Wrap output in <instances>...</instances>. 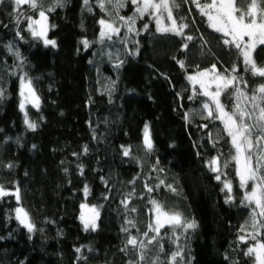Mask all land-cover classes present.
<instances>
[{
    "label": "trees",
    "instance_id": "trees-1",
    "mask_svg": "<svg viewBox=\"0 0 264 264\" xmlns=\"http://www.w3.org/2000/svg\"><path fill=\"white\" fill-rule=\"evenodd\" d=\"M100 3L43 0V9L22 5L19 12L14 0L0 4V185L20 196H0V264H173L177 251L175 264H255L246 252L264 241V228L250 226L254 205L246 206L245 195L252 184L241 187L231 138L221 121L205 116L207 98L188 77L213 65L233 74L236 66L234 75L242 78L236 87L248 98L260 96L264 78L223 44L193 0H175L172 9L193 37L187 50L181 37L157 31L150 14L140 17L131 0L119 10L114 0H103V9ZM39 10L55 48L28 30L26 17L39 19ZM115 15L134 19L133 26L101 39L99 21L114 22ZM262 48L254 52L258 66ZM23 81L39 101L21 110ZM236 94L232 87L222 93L226 110L235 111ZM146 125L152 151L144 144ZM217 158L214 172L209 165ZM153 200L197 227L166 225L157 235L149 229ZM82 204L99 209L96 231L84 230ZM18 208L28 213L33 232L16 218ZM131 237L145 247L127 244Z\"/></svg>",
    "mask_w": 264,
    "mask_h": 264
},
{
    "label": "snow or ice",
    "instance_id": "snow-or-ice-1",
    "mask_svg": "<svg viewBox=\"0 0 264 264\" xmlns=\"http://www.w3.org/2000/svg\"><path fill=\"white\" fill-rule=\"evenodd\" d=\"M111 2V0H109ZM132 3H139V0H131ZM4 3V0H0V4ZM15 5L17 6V12H19V6L27 5L29 8L43 9V0H14ZM85 5L89 3V0H84ZM193 3L199 8L201 15L207 17V21L209 26L216 32L221 33L223 39V44L228 45L234 48L238 55L243 58V64L246 66V69L251 72L254 76H259L264 78V65L258 66L256 60L254 59L253 53L255 52V48L257 44L264 45V0H206V2L202 5L200 0H193ZM55 6H63V0H56ZM100 8L103 9L105 7L103 0H101ZM122 6V5H120ZM173 7H178L175 4V0H143L142 7H137L136 11L141 15L149 12V10H153L156 15V23H157V31L162 33H171L173 35L181 37L185 43L182 44L183 49H188V43L193 40L191 35H185L183 29L187 27L186 24L177 25L176 19L173 17L172 9ZM52 8H49L48 11H52ZM91 10V9H89ZM163 13L167 14V19L171 21L169 26L161 25V15ZM39 19H33L31 16L26 17L27 20L30 21L28 24V30L32 32L33 36H38L43 40L45 46H51L52 48L57 47V42L55 39L47 38V15L44 10L38 11ZM121 19H124L121 17ZM19 22V21H18ZM134 22V19L131 20ZM101 25L104 26L105 29L111 31L112 34H119V28L114 26L111 23H106L103 19L99 21ZM34 25H38V28H34ZM54 27V25H53ZM146 27V25H145ZM132 29L130 28L129 31ZM101 39L107 37L111 39V35H109L105 31L100 32ZM247 37V39H245ZM85 48L89 47V42L85 39L82 41ZM261 52H264V48L261 49ZM18 55V53H17ZM181 67H184L183 61H178ZM119 67V65H117ZM227 72V70H225ZM239 68L233 66L231 72L233 74L222 75L216 74V66L213 65L212 69L198 73L199 76H207L209 72L214 74V79L209 82L206 86L203 81L200 82L201 89L203 91L200 93L201 95L209 97L212 104H214V109L209 105V103H204L203 107L208 112V117H212L215 111V119H218L222 122L224 126V130L227 132V135L231 138V144L234 146L236 150V155L234 159L237 164L241 165L240 168V184L242 188L247 187V182L252 181L253 187L246 192L245 201L247 205H254L252 211V222L251 227L253 229L257 227L264 228V223L257 219V216L264 217V173H261L260 169L262 166L260 161L264 160V155L257 157V163L254 167L252 164L253 159V148L256 145H259L262 140H264V106L257 105L255 101L259 98L264 100V82L260 84L258 89L256 90L260 96L252 95L249 97L250 102H252V107L249 109L245 106L244 109H240L237 106L235 111H228L225 108V105L221 103L219 97L222 91L226 90L229 87H232L236 92L240 93V96H246L247 94L242 91V89L236 87V82L240 77L234 75V73L238 72ZM188 79L190 81H196V76H189ZM246 83V82H245ZM29 86L31 82H28ZM215 85V91H210L209 89L212 85ZM34 94V93H33ZM3 93L0 92V97H2ZM23 95V93H22ZM21 110L24 109L23 103L21 104ZM253 112L258 113V122L260 124V132L257 133L255 139V145L253 143V127L255 125L247 122L249 118H252ZM25 122L28 127L32 130L36 129V124L31 123L27 120V115L25 118ZM204 127H207L206 125ZM144 144L148 151H152L154 145L150 139L148 133V126H145V138ZM87 146L84 147V152L87 153ZM131 152L130 148L123 149V155L129 156ZM214 172H219V160L214 159L210 162L209 165ZM227 164H225V167ZM7 167L11 168L12 165H8ZM81 174H83V170L81 169ZM217 180H220V175L216 176ZM134 182V181H133ZM225 188L228 192L232 191V187L230 183H225ZM152 191L151 188L148 189ZM174 191V189H172ZM89 192L88 186L85 185L84 193L87 196ZM6 195H14L19 201V189L14 193H10L6 191L2 185H0V196ZM232 197H229L231 200ZM154 211L156 213V223L155 225H149V229L155 231L157 235H159L160 227L163 226L161 222V217L165 218L164 222L168 223L171 227H180L183 228L184 231L188 229H195L197 224L195 221L186 222L180 216L179 213H170L163 209V206L160 205L157 201H152ZM125 207H127V203H125ZM82 209H87L90 216H85L82 212L80 219L84 225V230L88 231L91 229L92 231H96L98 228L97 221L100 216L99 209L95 206L89 208L87 205L82 204ZM135 211V209H132ZM17 219L23 224L29 233L35 230V225L30 222V218L28 213L22 209H16ZM131 223V221H129ZM125 231H127L125 229ZM241 231H244V228H241ZM147 233H145V236ZM259 233L251 234L252 240H257V236ZM155 238L149 239L148 243H153ZM241 242L247 243V239L245 236L239 237ZM127 244L131 245L133 248L137 246L143 249L145 244L143 242L137 241L135 237H131L128 239ZM162 247V246H161ZM77 251H81V249H77ZM247 255L254 256L255 264H264V241H260L257 244L249 247L246 252ZM181 253L177 251L172 254V262L175 264L176 257L180 256ZM140 260H144V255L141 253Z\"/></svg>",
    "mask_w": 264,
    "mask_h": 264
},
{
    "label": "rangeland",
    "instance_id": "rangeland-1",
    "mask_svg": "<svg viewBox=\"0 0 264 264\" xmlns=\"http://www.w3.org/2000/svg\"><path fill=\"white\" fill-rule=\"evenodd\" d=\"M114 1L117 4V8L116 9H118V7L120 5H122V6H120L121 8L123 6H125V2L127 0H114ZM170 3H171V0H170ZM134 4H135V9L137 7H142L143 0H139V3H134ZM136 13H138V12L136 11ZM138 14H139L140 17H143L146 14H150V17H152L154 19L155 23H156V15L157 14L153 10L150 9L149 12L145 13L144 15H141L140 13H138ZM160 18H161V25L162 26H169L171 24V21L167 19V14L166 13H163ZM113 20H114V22L111 20L110 22H106V23H111L114 26L118 27L119 28V31H120V28L121 27H131V26H133V23H134V22H131V20H132L131 18H124L122 20L117 15L113 16ZM46 23H47V28H48V30H47V35H48V32H49V22H48V19H47V22ZM156 26H157V23H156ZM33 27L34 28H38L39 26L38 25H34ZM102 31L107 32L111 36L116 35V34H112L110 30L105 29L103 25H102ZM245 39H247V37ZM258 46H259V44H257L256 47H258ZM253 56H254V53H253ZM216 74H219L217 68H216ZM194 76H196L197 79H196V81H191V84H192L193 87H197L198 89H200L201 92L203 91V89H201L200 82L203 81L205 83V85L207 86L209 84V82L214 79V74L212 72H209V74L207 76H199L198 74L197 75H194ZM209 90L210 91H215V85L213 84L212 87ZM224 91H222V93ZM21 92L23 93V95H22V103L24 105V108L27 105H30V104L31 105H37L38 104V101H39L38 100V96H37L34 88L32 87V85L30 84V86H29V84H28L27 81H23L22 82ZM222 93H221V95L219 97L220 101H221ZM205 97L207 98V100H206L205 103H209V105L211 107H213V109H214L215 106H214V104H212V102L209 99V97H207V96H205ZM255 103L257 104L256 101H255ZM237 106H239L240 109H244L245 106H247L249 109H251L252 102H250V100H249V98L247 96H240V93L237 92L236 97H235V110L237 109ZM203 110H204L205 116L207 118H215V111H214L212 117H208L207 110L204 109V107H203ZM218 121H220V120H218ZM247 122L250 123V124L255 125V127H253V129H252V131H253V143L255 145L256 135H257V133L260 132V124L258 122V113L257 112H253L252 118H249L247 120ZM219 134H221V131L220 130H219ZM261 155H264V140H262L259 145H256L253 148L252 164H253L254 167L256 166V163H257V157L258 156H261ZM260 163H261V165H264V160H261ZM240 168H241V165L238 164V171H239V173H240ZM260 171H261V173H264V166L261 167ZM250 183L252 184L251 187H250V189H251L253 187V182L252 181H248L247 182V185H249ZM86 212H88V210L87 209H83V213H86ZM152 216H153V221H154V224H155L156 223V213L154 211V208L152 210ZM164 220H165V218L161 217V222L163 224L162 227H164L166 225H169L168 223L164 222ZM162 227H160V229Z\"/></svg>",
    "mask_w": 264,
    "mask_h": 264
},
{
    "label": "water",
    "instance_id": "water-1",
    "mask_svg": "<svg viewBox=\"0 0 264 264\" xmlns=\"http://www.w3.org/2000/svg\"><path fill=\"white\" fill-rule=\"evenodd\" d=\"M90 215H91V213H89V212L85 213V216H90Z\"/></svg>",
    "mask_w": 264,
    "mask_h": 264
}]
</instances>
